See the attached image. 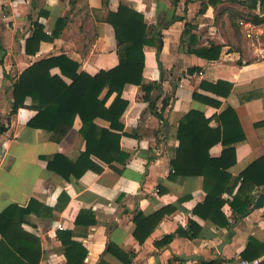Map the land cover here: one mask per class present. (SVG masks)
<instances>
[{
	"label": "crops",
	"instance_id": "0c3cea01",
	"mask_svg": "<svg viewBox=\"0 0 264 264\" xmlns=\"http://www.w3.org/2000/svg\"><path fill=\"white\" fill-rule=\"evenodd\" d=\"M119 5L144 16L148 37L155 39V45L144 47L143 84L158 86L148 94L141 86L128 84L123 89L122 99L128 105L120 118L122 131H112L120 135V149L129 156L124 164L115 161L109 165L92 157L102 167L101 173L87 170L79 179L65 180L47 168L43 157L59 153L76 160L85 151L80 118L76 117L63 134L30 128L27 123L36 114L30 98L9 115L12 85L32 63L61 54L77 62L79 72L89 75L117 66L114 30L103 17ZM237 8L249 12L232 0H220L216 5L208 0H109L107 6L102 0H77L72 11L69 0H0V55H4L0 65V124L6 127L0 134V213L11 204L26 207L32 199L37 202L38 214L28 215L21 228L40 241L38 264H66L68 255L78 260L83 250L81 264H125L118 257L123 253L132 264H202L241 256L250 238L264 243V202L253 209L264 195V186L254 190L247 214L234 220L225 207L231 225L217 227L193 214L206 196L204 178L177 176L171 165L179 144L178 126L185 115L193 110L201 112L215 128L221 126L218 116L227 106L236 114L244 140L234 145L236 162L227 169L232 193L224 192V200L236 193L240 174L264 157V22L254 25L252 38L245 37L241 27L231 26L239 15ZM69 11L65 25L56 28L57 19ZM252 12L264 19V3H257ZM35 21L44 26L46 35L53 31L58 35L42 41L35 55H27L25 41ZM186 23L192 27L191 33L183 36ZM210 43L222 46L217 60L208 61L188 52ZM196 68L199 71L188 72ZM51 74L71 83L58 68ZM217 81L232 85L227 97L200 87L201 82ZM193 93L216 99L221 105L205 104L194 99ZM165 99L168 105L162 109ZM95 123L110 127L102 119ZM222 150L223 145L217 143L211 147L210 156L218 158ZM160 210H165L162 218L140 243L134 236V215L140 212L148 217ZM81 212H89L95 222L90 224L89 216L77 222ZM189 220L200 226L193 239L183 234ZM58 224L64 228H57ZM230 228L234 231L231 243L219 253ZM169 235H174L170 244L156 245ZM71 243L80 247L73 249ZM0 264L28 262L0 236Z\"/></svg>",
	"mask_w": 264,
	"mask_h": 264
},
{
	"label": "trees",
	"instance_id": "16d2710c",
	"mask_svg": "<svg viewBox=\"0 0 264 264\" xmlns=\"http://www.w3.org/2000/svg\"><path fill=\"white\" fill-rule=\"evenodd\" d=\"M219 1L208 0L213 5ZM232 1L249 10L242 14L237 26L240 21L250 22L253 25L264 22L262 17L252 12L257 3L263 4L264 0ZM76 2L77 0H69L71 11ZM108 2L109 0H102V5L107 6ZM69 14L70 11L64 17L57 19L56 28L65 25ZM103 21L109 23L114 30L119 57L117 66L89 75L79 72V64L61 54L32 63L20 73L12 85L13 102L9 115L15 114L19 108L25 106L26 99L30 98L36 110V114L27 123L30 128L63 134L73 125L76 117L80 118L82 122L80 132L86 142L85 151L76 160H70L59 153L43 157L47 161V168L65 180L72 177L79 179L87 170L101 173L102 167L92 157L109 165L115 161L124 164L129 156L120 149V135L112 131L115 129L122 131L120 118L128 105V102L122 99L123 89L131 84L141 86L148 94L158 86L155 83L148 86L143 84L144 47L155 45V39L148 37L149 30L144 16L133 9L119 5L116 11L108 10ZM235 22L237 21H232L231 26L236 27ZM191 28L186 23L183 36L190 34ZM57 35L56 31H53L51 36L46 35L44 26L37 21L33 22L32 34L25 41V53L35 55L42 41L51 40ZM221 48V45L210 43L196 49H189L188 52L208 61H214L219 58ZM3 57L4 55L1 54L0 65L3 64ZM53 68H58L71 83L67 84L60 76L52 75ZM194 71L199 70L197 68L188 70L189 73ZM200 87L221 97H227L232 89V85L224 81H217L215 84L201 82ZM104 91L103 97L100 98ZM113 94H115L114 99L109 106H106ZM193 98L214 107L221 105L220 101L200 96L197 93H193ZM168 101V99L164 100L162 109L168 105ZM156 116L161 117L158 114ZM218 117L221 126L212 128L209 126V119L205 118L201 112L193 110L185 115L184 120L178 126L179 144L175 149L171 165L177 176H202L204 178L206 196L202 203L194 207L193 214L203 220L211 221L217 227L229 228L231 222L224 208H228L234 220L249 212L252 205L251 195L254 190L264 186V157L255 160L240 174L236 193L231 195L230 199L224 200L222 198L224 192L232 193L228 188L231 176L227 173V169L236 162L234 145L244 140V134L236 114L229 106L225 107ZM96 119L107 121L110 127H99L95 123ZM5 131L6 127L0 124V134ZM217 143L223 145V150L220 157L212 158L209 151ZM35 203L37 202L32 199L26 207L11 204L0 213L2 241L7 243L28 264H38L41 256L39 239L21 228L25 218L36 212ZM164 213L165 210H160L148 217H144L140 212L134 215L133 220L136 224L134 236L140 243H143L151 234ZM87 216L91 217L90 224L95 222L89 212H81L77 217V222ZM199 231L200 226L193 220H189L188 230L185 233L181 231V233L193 239ZM173 236H166L156 245L170 244ZM71 247L74 249L80 246L71 243ZM263 254L264 243L250 238L241 257L254 259ZM84 256L85 250L78 260L68 255L66 264H81ZM118 257L121 262L132 264V259H128L126 254H118ZM222 260L223 258H218L208 262L203 261L202 264H221ZM179 261L182 260L179 259Z\"/></svg>",
	"mask_w": 264,
	"mask_h": 264
},
{
	"label": "built area",
	"instance_id": "2783aa9c",
	"mask_svg": "<svg viewBox=\"0 0 264 264\" xmlns=\"http://www.w3.org/2000/svg\"><path fill=\"white\" fill-rule=\"evenodd\" d=\"M239 27L243 29V34L247 38H252L253 36V30H254V25L250 22H239ZM57 228L63 229L62 224H58ZM221 264H264V255L261 257H257L254 259H245L242 258L241 256L233 257V258H226L222 260Z\"/></svg>",
	"mask_w": 264,
	"mask_h": 264
},
{
	"label": "water",
	"instance_id": "95a60500",
	"mask_svg": "<svg viewBox=\"0 0 264 264\" xmlns=\"http://www.w3.org/2000/svg\"><path fill=\"white\" fill-rule=\"evenodd\" d=\"M263 202H264V195H261V196L257 199V201H256V203H255L253 209H255V208L261 206V205L263 204ZM233 233H234L233 228H230L229 231H228V233H227V235H226V237H225V240H224V241L221 243V245H219V247H218V252H219V253L222 252V249H223V247H224L225 245L231 243V238H232V236H233Z\"/></svg>",
	"mask_w": 264,
	"mask_h": 264
},
{
	"label": "rangeland",
	"instance_id": "374dc122",
	"mask_svg": "<svg viewBox=\"0 0 264 264\" xmlns=\"http://www.w3.org/2000/svg\"><path fill=\"white\" fill-rule=\"evenodd\" d=\"M238 6H240L239 4H238ZM238 10H236L237 11V13H239V15H237V18H236V20L235 21H237V22H235V25H236V27H234V28H236L237 29V27H239V26H237L238 25V21L242 18L241 16H242V14H245L246 12H243L242 10H241V12H240V8H237Z\"/></svg>",
	"mask_w": 264,
	"mask_h": 264
}]
</instances>
